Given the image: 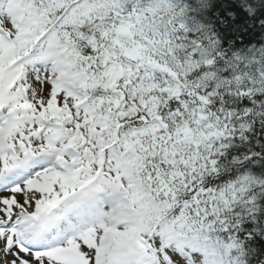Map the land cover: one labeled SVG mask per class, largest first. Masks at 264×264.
Wrapping results in <instances>:
<instances>
[{
    "label": "snow or ice",
    "instance_id": "1",
    "mask_svg": "<svg viewBox=\"0 0 264 264\" xmlns=\"http://www.w3.org/2000/svg\"><path fill=\"white\" fill-rule=\"evenodd\" d=\"M0 264H264V0H0Z\"/></svg>",
    "mask_w": 264,
    "mask_h": 264
}]
</instances>
